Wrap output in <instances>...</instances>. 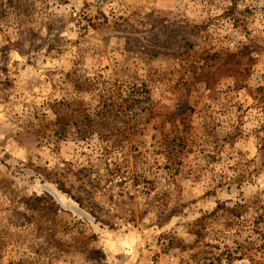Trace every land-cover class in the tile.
<instances>
[{"label": "rangeland", "instance_id": "374dc122", "mask_svg": "<svg viewBox=\"0 0 264 264\" xmlns=\"http://www.w3.org/2000/svg\"><path fill=\"white\" fill-rule=\"evenodd\" d=\"M0 264H264V0H0Z\"/></svg>", "mask_w": 264, "mask_h": 264}, {"label": "trees", "instance_id": "16d2710c", "mask_svg": "<svg viewBox=\"0 0 264 264\" xmlns=\"http://www.w3.org/2000/svg\"><path fill=\"white\" fill-rule=\"evenodd\" d=\"M138 93L139 94L143 93L140 95H144L143 100H139V99L137 100V102L140 103L139 106L142 108V106H141L142 103L150 102V98L148 97V92H146V90L138 89ZM63 105L64 104H62L61 102L58 103V105H56V107L60 106V110H58V109L55 110L56 114H57V124L60 125L63 132H65V128L71 123L72 120H74V121L76 120V123L74 124L75 126L77 125L80 130L85 129V131H89V129L93 128L94 125L96 124V121L90 115L86 114L85 112L81 116L79 115V116H76L75 118H74L73 114H70L68 111L65 110V112H63L64 109H61V107L63 108ZM112 105H114V107H115L117 104H112ZM117 106L121 107L120 104H118ZM115 113H116V117H119L120 114L117 111ZM124 114L125 113H123V115Z\"/></svg>", "mask_w": 264, "mask_h": 264}]
</instances>
